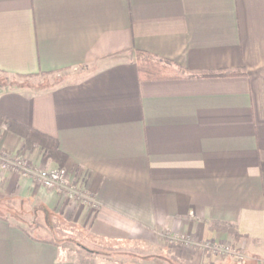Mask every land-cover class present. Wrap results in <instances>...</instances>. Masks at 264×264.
Masks as SVG:
<instances>
[{
    "label": "crops",
    "instance_id": "crops-1",
    "mask_svg": "<svg viewBox=\"0 0 264 264\" xmlns=\"http://www.w3.org/2000/svg\"><path fill=\"white\" fill-rule=\"evenodd\" d=\"M137 50L246 74L142 80ZM0 113L92 198L0 163V264H235L170 239L234 243L213 220L264 249V0H0ZM0 150L58 167L4 124Z\"/></svg>",
    "mask_w": 264,
    "mask_h": 264
},
{
    "label": "trees",
    "instance_id": "trees-1",
    "mask_svg": "<svg viewBox=\"0 0 264 264\" xmlns=\"http://www.w3.org/2000/svg\"><path fill=\"white\" fill-rule=\"evenodd\" d=\"M136 65L139 77L142 80H158V79H172L187 76H239L246 74L244 70L240 69H223L202 72L200 74L193 73L175 62L159 57L147 51H136ZM0 124H4L7 128L22 136L25 139V144L28 150H33L36 146H41L45 158L51 159L58 164V167H65L68 161V156L59 148V141L56 137L48 135L38 129L21 123L15 119L7 117L0 113ZM211 228L221 233L232 236L234 243L232 246L238 250L239 242L247 238L246 235L241 234L238 230V225L233 222L224 220H213ZM207 250V249H205ZM100 252V251H95ZM239 261V263H243Z\"/></svg>",
    "mask_w": 264,
    "mask_h": 264
},
{
    "label": "built area",
    "instance_id": "built-area-1",
    "mask_svg": "<svg viewBox=\"0 0 264 264\" xmlns=\"http://www.w3.org/2000/svg\"><path fill=\"white\" fill-rule=\"evenodd\" d=\"M0 163L5 168H12L23 176L34 177L39 183L58 193L65 194L70 199H78L85 203L92 200L91 196L83 193L75 184L72 185L69 179L67 167L33 169L29 162L20 157H11L0 150ZM171 241L183 243L187 247H198L207 249L214 254L237 258L239 261L245 259V253L232 246L231 243L222 240H208L204 242L195 241L190 235L173 234Z\"/></svg>",
    "mask_w": 264,
    "mask_h": 264
},
{
    "label": "rangeland",
    "instance_id": "rangeland-1",
    "mask_svg": "<svg viewBox=\"0 0 264 264\" xmlns=\"http://www.w3.org/2000/svg\"><path fill=\"white\" fill-rule=\"evenodd\" d=\"M95 249L100 250L97 248H95ZM239 249H241V248H239ZM243 249H244L243 252L245 253V261L241 264H264V249L259 250V252H257V253H254L251 251L247 252L246 248H243ZM219 256H221V255H219ZM221 257H225V256H221ZM216 259H217V262L220 261V258H216ZM233 263L240 264L239 259L233 258Z\"/></svg>",
    "mask_w": 264,
    "mask_h": 264
}]
</instances>
